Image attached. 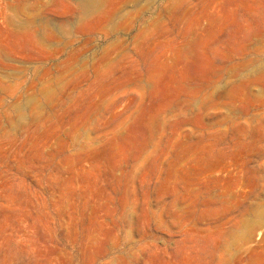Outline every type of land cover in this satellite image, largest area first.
Listing matches in <instances>:
<instances>
[{
  "label": "rangeland",
  "instance_id": "374dc122",
  "mask_svg": "<svg viewBox=\"0 0 264 264\" xmlns=\"http://www.w3.org/2000/svg\"><path fill=\"white\" fill-rule=\"evenodd\" d=\"M0 264H264V0H0Z\"/></svg>",
  "mask_w": 264,
  "mask_h": 264
}]
</instances>
